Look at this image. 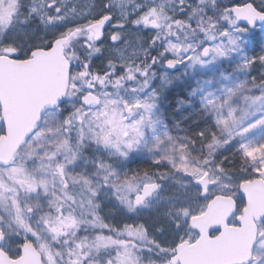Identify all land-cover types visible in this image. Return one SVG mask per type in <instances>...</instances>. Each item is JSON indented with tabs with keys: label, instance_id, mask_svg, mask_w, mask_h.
Here are the masks:
<instances>
[{
	"label": "snow or ice",
	"instance_id": "snow-or-ice-1",
	"mask_svg": "<svg viewBox=\"0 0 264 264\" xmlns=\"http://www.w3.org/2000/svg\"><path fill=\"white\" fill-rule=\"evenodd\" d=\"M257 31L264 0H0V264H264Z\"/></svg>",
	"mask_w": 264,
	"mask_h": 264
},
{
	"label": "rangeland",
	"instance_id": "rangeland-1",
	"mask_svg": "<svg viewBox=\"0 0 264 264\" xmlns=\"http://www.w3.org/2000/svg\"><path fill=\"white\" fill-rule=\"evenodd\" d=\"M262 42H264V36H262V34L259 31H257L255 36L252 38L250 44L248 45V54L252 55L255 52H259L260 45ZM188 83L194 86V80H190L188 81ZM186 87L187 85L184 86L185 91H186ZM180 91H181L180 88L171 90L168 96V100L165 101L164 109L169 114L170 119L172 118V113L174 112V105H175L176 99L179 96ZM114 222H118L122 225L123 223L130 222V221H127L126 217L116 215Z\"/></svg>",
	"mask_w": 264,
	"mask_h": 264
},
{
	"label": "trees",
	"instance_id": "trees-1",
	"mask_svg": "<svg viewBox=\"0 0 264 264\" xmlns=\"http://www.w3.org/2000/svg\"><path fill=\"white\" fill-rule=\"evenodd\" d=\"M241 2H242V0H241Z\"/></svg>",
	"mask_w": 264,
	"mask_h": 264
}]
</instances>
